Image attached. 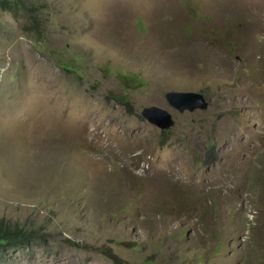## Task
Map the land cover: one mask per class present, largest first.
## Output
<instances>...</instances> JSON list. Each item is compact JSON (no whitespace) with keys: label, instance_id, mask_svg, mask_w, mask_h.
I'll list each match as a JSON object with an SVG mask.
<instances>
[{"label":"rangeland","instance_id":"1","mask_svg":"<svg viewBox=\"0 0 264 264\" xmlns=\"http://www.w3.org/2000/svg\"><path fill=\"white\" fill-rule=\"evenodd\" d=\"M24 2L0 6V220L42 239L0 264H264V0Z\"/></svg>","mask_w":264,"mask_h":264},{"label":"water","instance_id":"2","mask_svg":"<svg viewBox=\"0 0 264 264\" xmlns=\"http://www.w3.org/2000/svg\"><path fill=\"white\" fill-rule=\"evenodd\" d=\"M165 96L170 106L179 113L206 110L209 107L205 96L200 93L168 91ZM141 114L146 120L164 131L175 125L173 114L160 106L145 107Z\"/></svg>","mask_w":264,"mask_h":264},{"label":"trees","instance_id":"3","mask_svg":"<svg viewBox=\"0 0 264 264\" xmlns=\"http://www.w3.org/2000/svg\"><path fill=\"white\" fill-rule=\"evenodd\" d=\"M0 6L4 10L14 11L19 6H26L24 0H0ZM36 24L39 25V21L36 17L32 18ZM42 239V235L37 233L36 230H27L20 226H14L6 223L3 219L0 220V254L9 247L18 245H28L33 241ZM109 258L116 261L117 257L113 254H109Z\"/></svg>","mask_w":264,"mask_h":264},{"label":"bare ground","instance_id":"4","mask_svg":"<svg viewBox=\"0 0 264 264\" xmlns=\"http://www.w3.org/2000/svg\"><path fill=\"white\" fill-rule=\"evenodd\" d=\"M221 3H222V4H227V3H223L222 1H221ZM221 3H220V4H221ZM110 11H111V10H110ZM157 23H158V22H157ZM162 27H163V26H162ZM96 30H97V31H101V30H99V28H96ZM109 36H111V35H109Z\"/></svg>","mask_w":264,"mask_h":264}]
</instances>
